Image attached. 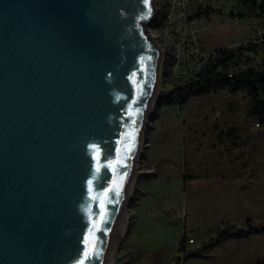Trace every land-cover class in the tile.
<instances>
[{
	"label": "water",
	"instance_id": "1",
	"mask_svg": "<svg viewBox=\"0 0 264 264\" xmlns=\"http://www.w3.org/2000/svg\"><path fill=\"white\" fill-rule=\"evenodd\" d=\"M155 8L0 0V264H103L162 66Z\"/></svg>",
	"mask_w": 264,
	"mask_h": 264
},
{
	"label": "rangeland",
	"instance_id": "2",
	"mask_svg": "<svg viewBox=\"0 0 264 264\" xmlns=\"http://www.w3.org/2000/svg\"><path fill=\"white\" fill-rule=\"evenodd\" d=\"M159 6L164 14V0ZM235 15L240 17L237 23L232 21ZM253 23L264 28V18L240 5L214 12L200 21L203 46L216 50L249 42L255 37ZM154 28L151 24L148 30L163 60L126 190L122 215L128 226L121 238H113L103 264L114 253L128 252L133 257L119 264H262L264 234L229 239L213 247L208 257L183 258L178 252L183 232L187 255L226 226L240 228L247 219L256 228L264 226V126L251 116L244 92L194 94L180 107L179 98L186 95L171 87V61ZM259 49L262 64L264 39Z\"/></svg>",
	"mask_w": 264,
	"mask_h": 264
},
{
	"label": "built area",
	"instance_id": "3",
	"mask_svg": "<svg viewBox=\"0 0 264 264\" xmlns=\"http://www.w3.org/2000/svg\"><path fill=\"white\" fill-rule=\"evenodd\" d=\"M156 1L152 22L162 51L171 61V87L181 88L186 82H200L193 91L208 89L211 78H233L247 72H257L260 62L259 44L264 39V28L251 25L255 37L245 43L235 42L216 50H206L201 40V19L208 20L214 13L239 5L237 0H164L165 13ZM235 15L232 21L237 23ZM166 44V46H164Z\"/></svg>",
	"mask_w": 264,
	"mask_h": 264
},
{
	"label": "trees",
	"instance_id": "4",
	"mask_svg": "<svg viewBox=\"0 0 264 264\" xmlns=\"http://www.w3.org/2000/svg\"><path fill=\"white\" fill-rule=\"evenodd\" d=\"M239 5L246 8L247 11L256 17L264 18V0H237ZM200 82H186L181 88H179L186 97L181 96L179 98L180 107L187 101V97L194 94H204L213 90H226L231 94H237L244 92L249 97L251 102V116L255 117L258 123L264 126V63L261 69L257 72H247L240 74L233 78H218L212 77L208 89L195 92L194 86H199ZM264 226L254 227L252 221L247 219L243 227H224L216 231L214 238L206 242H202V247L197 249L188 250L186 255V233L183 232L180 239L178 252L184 257H199L201 254L209 256L213 247L219 246L221 243L229 239L247 238L251 235H263ZM157 264H160L157 262ZM264 264V262L262 263Z\"/></svg>",
	"mask_w": 264,
	"mask_h": 264
},
{
	"label": "bare ground",
	"instance_id": "5",
	"mask_svg": "<svg viewBox=\"0 0 264 264\" xmlns=\"http://www.w3.org/2000/svg\"><path fill=\"white\" fill-rule=\"evenodd\" d=\"M154 97H155V95H154V91H152V96H151V99H154ZM148 104H149V102H148ZM136 156V155H135ZM136 162H134V164H135ZM133 164V165H134ZM128 191H129V189H128ZM128 192L126 193V195H125V199H124V202H123V204H122V208H121V211H120V215H119V230H118V233H116V229H115V233H114V235H113V238H117L120 234V232L122 231V229H123V221L126 219V214H123L122 215V213H124V211H126V209H125V202L128 200ZM118 224H117V226H118ZM116 226V227H117ZM114 242V241H113ZM112 250H113V245L112 246H110V248H109V252H112ZM114 257H115V255L114 254H112L111 255V257L110 258H108V262H107V264H110V262L114 259Z\"/></svg>",
	"mask_w": 264,
	"mask_h": 264
},
{
	"label": "crops",
	"instance_id": "6",
	"mask_svg": "<svg viewBox=\"0 0 264 264\" xmlns=\"http://www.w3.org/2000/svg\"><path fill=\"white\" fill-rule=\"evenodd\" d=\"M251 236H253V235H251ZM251 236H249V237H247V238H245V239H248V238H250ZM222 244H223V243H222ZM222 244H221V245H222ZM221 245H220V246H221ZM220 246H219V247H220ZM219 247H218V248H219ZM131 248H133V247H131ZM131 248H129V250H132ZM216 248H217V247H216ZM158 259H160V258H158Z\"/></svg>",
	"mask_w": 264,
	"mask_h": 264
},
{
	"label": "snow or ice",
	"instance_id": "7",
	"mask_svg": "<svg viewBox=\"0 0 264 264\" xmlns=\"http://www.w3.org/2000/svg\"><path fill=\"white\" fill-rule=\"evenodd\" d=\"M146 3H147V0H146Z\"/></svg>",
	"mask_w": 264,
	"mask_h": 264
}]
</instances>
